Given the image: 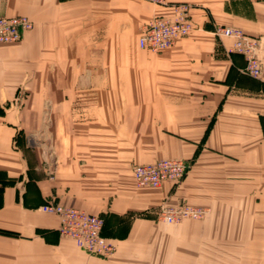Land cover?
Wrapping results in <instances>:
<instances>
[{
    "label": "crops",
    "instance_id": "crops-1",
    "mask_svg": "<svg viewBox=\"0 0 264 264\" xmlns=\"http://www.w3.org/2000/svg\"><path fill=\"white\" fill-rule=\"evenodd\" d=\"M176 4L194 31L142 49ZM0 16L34 23L0 46V264H264V0H0ZM218 26L258 40L259 77ZM162 159L185 178L137 186ZM51 202L100 216L114 256L63 236ZM181 204L207 214L157 220Z\"/></svg>",
    "mask_w": 264,
    "mask_h": 264
},
{
    "label": "built area",
    "instance_id": "built-area-1",
    "mask_svg": "<svg viewBox=\"0 0 264 264\" xmlns=\"http://www.w3.org/2000/svg\"><path fill=\"white\" fill-rule=\"evenodd\" d=\"M174 9L175 14L172 17H157L141 29L139 46L142 49L162 52L194 31L190 6L176 4ZM33 27V21L26 16H0V46L20 42L23 33L32 30ZM216 34L235 40L233 50L245 57L247 62L245 72L254 77L261 75L262 63L257 55L259 46L257 39L241 30L225 26H218ZM188 169L189 164L182 159H162L152 164L135 165L132 175L139 187L160 188L167 182L173 184L181 182ZM42 211L56 215L60 220V233L75 240L87 254L107 259L116 253V246L103 234L104 220L100 216L54 202L44 205ZM206 214L205 208L188 204L162 206L158 211L157 220L176 224L185 220H201Z\"/></svg>",
    "mask_w": 264,
    "mask_h": 264
},
{
    "label": "trees",
    "instance_id": "trees-1",
    "mask_svg": "<svg viewBox=\"0 0 264 264\" xmlns=\"http://www.w3.org/2000/svg\"><path fill=\"white\" fill-rule=\"evenodd\" d=\"M104 234V233H103Z\"/></svg>",
    "mask_w": 264,
    "mask_h": 264
}]
</instances>
